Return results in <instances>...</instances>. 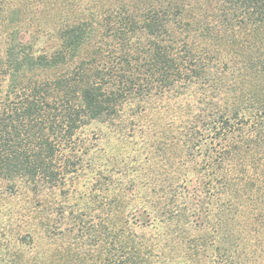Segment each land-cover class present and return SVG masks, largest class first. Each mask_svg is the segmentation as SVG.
I'll use <instances>...</instances> for the list:
<instances>
[{
    "label": "trees",
    "instance_id": "1",
    "mask_svg": "<svg viewBox=\"0 0 264 264\" xmlns=\"http://www.w3.org/2000/svg\"><path fill=\"white\" fill-rule=\"evenodd\" d=\"M129 102L131 116L155 109L152 134L171 140L157 152L159 199L176 204L183 156L198 154L205 185L243 186L238 210L264 203V172L249 167L264 159V0H0V180L65 193L89 151L78 130L114 125ZM105 227L120 251L109 264L145 263L128 227Z\"/></svg>",
    "mask_w": 264,
    "mask_h": 264
},
{
    "label": "rangeland",
    "instance_id": "2",
    "mask_svg": "<svg viewBox=\"0 0 264 264\" xmlns=\"http://www.w3.org/2000/svg\"><path fill=\"white\" fill-rule=\"evenodd\" d=\"M130 109L132 103H126L125 114L114 125L92 121L78 130L79 146L89 151L78 153L84 157V168L66 178L65 193L34 191L19 182L0 180V264H109L112 254L117 261L120 251L113 252L108 237L99 236V227L105 225L111 235L124 237V225L139 237L144 264H264V222L256 221L257 214L264 215V203L245 204L238 210L235 205L248 196L243 186L205 185L198 154L183 156L180 181L187 186L182 185L176 204L170 193L159 199L152 192L161 161L157 152L161 142L168 146L171 140L152 134L155 109L134 116ZM257 157L249 165L253 177L255 171L264 172V159L255 161ZM100 185H105L103 190ZM208 191L213 194L209 200ZM100 204L114 208L108 217ZM164 205L182 219L161 222L159 207ZM77 222L72 230L70 225ZM52 226L70 236L57 234ZM90 235L97 236L98 244H89ZM68 252L81 258L69 259Z\"/></svg>",
    "mask_w": 264,
    "mask_h": 264
}]
</instances>
